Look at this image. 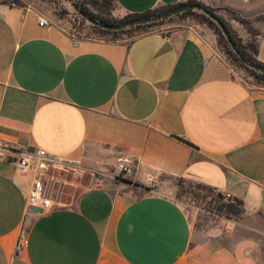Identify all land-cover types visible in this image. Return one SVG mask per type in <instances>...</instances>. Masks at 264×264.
<instances>
[{
  "label": "crops",
  "instance_id": "obj_1",
  "mask_svg": "<svg viewBox=\"0 0 264 264\" xmlns=\"http://www.w3.org/2000/svg\"><path fill=\"white\" fill-rule=\"evenodd\" d=\"M185 1L116 3L125 16ZM199 1L251 11L242 0ZM256 45L264 64V31ZM219 48L205 24L109 42L79 37L24 0H0V140L83 166L62 205L36 214L33 172L0 156V264H264L254 234L264 235L254 225H264V88L232 77ZM121 161L140 186L109 183ZM179 178L243 200L234 234L194 231L173 197Z\"/></svg>",
  "mask_w": 264,
  "mask_h": 264
},
{
  "label": "rangeland",
  "instance_id": "obj_2",
  "mask_svg": "<svg viewBox=\"0 0 264 264\" xmlns=\"http://www.w3.org/2000/svg\"><path fill=\"white\" fill-rule=\"evenodd\" d=\"M25 2L35 6L36 8L40 9L45 16L51 18L54 23H57L59 25L65 24L67 28L70 30L71 33L84 38H93V39H99V40H107V37L100 36L99 34L94 33L89 28L88 22H83L81 20V17L78 16L76 13H78L72 4L70 2H67L66 0H24ZM199 1V0H198ZM244 3L251 6V11L248 13V16H241L237 12L226 9V8H217V13L221 15L228 24L236 28L235 22H237V18H240L242 20L248 21L250 23V26L254 28L256 31V36H252L249 34V39L238 38V31H235V34L237 38L243 43V45L247 46L248 44H255L256 40L264 31V0H242ZM111 16L116 19H120L123 16L118 12L117 7L111 12ZM235 21V22H234ZM199 22L187 18V19H175L171 22H167L165 25L159 26L154 28L152 31H158L161 33L170 34L173 31L180 29L184 26H190V25H198ZM240 23V22H239ZM201 24V23H200ZM241 24V23H240ZM243 27L246 29V27L243 25ZM151 32V31H149ZM145 33L144 31H138L132 35V37H124V42L129 43L132 38L136 37L137 35ZM242 31L239 32V35H242ZM245 36V35H242ZM220 46V45H219ZM219 55H220V61L228 65L229 68H231L232 72L231 75L235 79L241 81L244 85L247 87H261L259 86L255 79L250 77L247 71H245L242 67H238L232 63L230 58L225 54L223 49L219 48ZM109 183L120 185L124 183L123 178H117L113 175H110L109 177ZM173 183H175V192L173 194L174 199L184 208V210L187 212L188 216L190 217V220L193 225V229L196 233H206L210 237H223L230 234H234V228L238 220L235 219H228L225 217H221L216 214V212L212 211V208L214 207V203L211 202V198H206L200 196L194 197L190 193L183 194L180 192L179 188L177 187L178 180H175ZM149 188L155 189L154 186H149ZM203 194V193H202ZM228 198L226 197L225 200ZM254 225H258V227H264L263 224L258 223L257 221L254 222ZM250 234H253L250 230ZM244 233H247V231H244ZM255 236L260 238V249L262 248L264 250V235L260 233L254 232Z\"/></svg>",
  "mask_w": 264,
  "mask_h": 264
},
{
  "label": "trees",
  "instance_id": "obj_3",
  "mask_svg": "<svg viewBox=\"0 0 264 264\" xmlns=\"http://www.w3.org/2000/svg\"><path fill=\"white\" fill-rule=\"evenodd\" d=\"M66 1L70 2L72 6L74 7V9L79 14H85L97 21L103 22L108 25L120 24V23L127 22L130 20L136 19V18H140V17H151V16L169 13L171 10L179 6H182L184 4H199L202 8L213 12L215 15H217L222 20V22L226 25L228 31L230 32L234 42L236 43V45L238 46V48L240 49L244 57L250 63L264 67V64L256 59V54H257L256 43L248 44L247 46L243 45V43L237 38V36L235 35L233 30L229 26L228 22L221 15L217 13V10L205 5L204 3L198 0H186L185 2L173 4L171 6H166L162 8H157V9L145 12L143 14H127L120 19H116L111 16V12L115 9V7H117L116 0H66ZM187 18L193 19L201 24L207 25L216 34L220 47L223 49L225 54L230 58L232 63L238 67H242L245 71H247L250 77L255 79L256 83L259 86L264 88V74L257 72L253 69H250L242 63V61L233 52L230 45L226 41L219 26L213 20H211L207 15H205L203 12L191 10V11H187L185 13H182L166 21H162L156 24L146 25V26H142L139 28L126 30L122 32H110V31L101 29L99 27L93 26L91 24H89V28L94 33L99 34L100 36L107 37L106 41L122 42L125 36L130 38L132 37L134 33L138 31L149 32V31H152L154 28L165 25L167 22H171L175 19H187ZM81 20L84 23L86 22V20L82 17H81ZM237 21L246 27V30L250 35L252 36L258 35L256 34V31L254 30V28L250 26V23L248 21L242 20L240 18H237ZM133 40L134 38H132L131 41H129V43L132 42ZM124 181L131 182L128 178H124ZM131 183H134V182H131ZM134 184L137 186H140V184L138 183H134ZM177 187L179 188L180 192H182L183 194L188 192L194 197L200 198V196L203 195V197L211 198V202L214 203L213 205L214 207L212 208V211L216 212V214L221 217L238 220V219H241L245 214L243 200L236 198V197H228V199L225 200V196L222 193L218 192L215 188H212L205 184L193 182L185 178H179Z\"/></svg>",
  "mask_w": 264,
  "mask_h": 264
},
{
  "label": "built area",
  "instance_id": "obj_4",
  "mask_svg": "<svg viewBox=\"0 0 264 264\" xmlns=\"http://www.w3.org/2000/svg\"><path fill=\"white\" fill-rule=\"evenodd\" d=\"M14 5V4H13ZM39 25H49L46 17H41ZM264 94V91H263ZM15 157L18 168L22 172L31 170L33 181L28 193L27 208L30 211L38 209L43 213L49 212L62 205L71 177L83 171L82 162L78 159H67L63 156H53L44 150H20L0 140V156ZM134 166L121 161L113 169L111 175L117 178L131 177ZM151 186H154L152 184ZM228 198V197H227ZM26 233L19 238L18 249L26 242Z\"/></svg>",
  "mask_w": 264,
  "mask_h": 264
},
{
  "label": "water",
  "instance_id": "obj_5",
  "mask_svg": "<svg viewBox=\"0 0 264 264\" xmlns=\"http://www.w3.org/2000/svg\"><path fill=\"white\" fill-rule=\"evenodd\" d=\"M59 1H61V0H59ZM191 10L203 12L211 20H213L219 26V28L221 29L222 34L224 35L226 41L230 45L233 52L242 61V63L246 67L264 74V67L263 66H258L256 64H252L244 57V55L242 54V52L240 51V49L238 48V46L234 42L230 32L228 31L226 25L222 22V20L217 15H215L213 12L202 8L199 4H184L182 6H179L175 9L171 10L169 13L151 16V17H140V18H136V19H133V20H130L127 22L120 23V24H115V25L105 24V23L97 21V20H95V19H93L90 16H87L85 14H79V13H76V14L78 16L84 18L86 20V22H88L89 24H91L93 26L99 27L101 29H104V30H107L110 32H122V31H126V30L139 28L142 26L156 24V23H159L162 21H166V20H169L173 17H176L182 13H185V12L191 11ZM124 183L132 184L131 182H126V181ZM33 212H35L36 214H42V211H40L38 209H34Z\"/></svg>",
  "mask_w": 264,
  "mask_h": 264
}]
</instances>
